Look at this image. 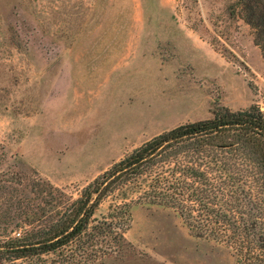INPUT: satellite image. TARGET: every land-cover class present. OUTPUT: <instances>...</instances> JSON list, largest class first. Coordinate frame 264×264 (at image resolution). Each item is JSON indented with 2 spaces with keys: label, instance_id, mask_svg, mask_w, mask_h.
Masks as SVG:
<instances>
[{
  "label": "rangeland",
  "instance_id": "374dc122",
  "mask_svg": "<svg viewBox=\"0 0 264 264\" xmlns=\"http://www.w3.org/2000/svg\"><path fill=\"white\" fill-rule=\"evenodd\" d=\"M251 104L264 57L239 0H0V179L18 196L42 178L76 197L153 135ZM125 238L93 264H235L160 205L132 206Z\"/></svg>",
  "mask_w": 264,
  "mask_h": 264
},
{
  "label": "trees",
  "instance_id": "16d2710c",
  "mask_svg": "<svg viewBox=\"0 0 264 264\" xmlns=\"http://www.w3.org/2000/svg\"><path fill=\"white\" fill-rule=\"evenodd\" d=\"M239 3L264 57V0ZM0 181V264L121 257L131 208L141 203L172 209L193 236L226 245L235 264H264V110L256 104L220 105L153 135L76 197L42 178L19 196L8 187L21 178ZM104 202L106 212L96 215Z\"/></svg>",
  "mask_w": 264,
  "mask_h": 264
}]
</instances>
